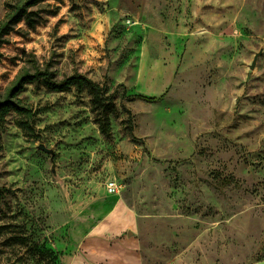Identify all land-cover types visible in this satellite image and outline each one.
<instances>
[{"label":"rangeland","instance_id":"rangeland-1","mask_svg":"<svg viewBox=\"0 0 264 264\" xmlns=\"http://www.w3.org/2000/svg\"><path fill=\"white\" fill-rule=\"evenodd\" d=\"M46 2L3 45L0 92L24 67L78 71L117 113L106 137L87 91L20 92L43 111L37 138L7 117L0 264H47L35 245L58 264H264V0Z\"/></svg>","mask_w":264,"mask_h":264},{"label":"trees","instance_id":"trees-1","mask_svg":"<svg viewBox=\"0 0 264 264\" xmlns=\"http://www.w3.org/2000/svg\"><path fill=\"white\" fill-rule=\"evenodd\" d=\"M6 12L0 18V60L4 53L2 47L10 42L9 36L12 32L20 29L19 25L24 22L29 29H34L44 19L47 11L53 6L46 0H6ZM53 11V10H51ZM40 83L54 91H67L75 88L78 94L87 91L91 96L92 110L95 113V120L99 129L106 137L112 136L111 115L117 113V105L112 94H109V88L106 84H101L91 78L87 73L74 72L63 78L58 77V73L51 67L40 68L35 66L34 70L24 67L20 70L15 80L8 86L4 92H0V159L4 153L3 134L6 131L7 117L11 113L17 114L16 125L22 129L24 135L28 138H37L40 130L37 128V118L43 111L42 108H35L32 104L25 102L20 97L28 83ZM123 99L134 100L142 99L147 102H156L162 100L166 94L159 97L146 96L143 94H134L127 96L125 93ZM129 113L130 111L127 110ZM127 125L133 135V122L129 118ZM2 190L0 189V195ZM1 201V200H0ZM14 241H20L26 245L27 238L21 234L11 237ZM36 255L37 259L47 264H58V256L54 250L35 245L30 250Z\"/></svg>","mask_w":264,"mask_h":264},{"label":"crops","instance_id":"crops-1","mask_svg":"<svg viewBox=\"0 0 264 264\" xmlns=\"http://www.w3.org/2000/svg\"><path fill=\"white\" fill-rule=\"evenodd\" d=\"M118 209H122V210L124 211L125 208H124V206H122V204L119 203V205H118L117 207H115V208L110 212V214H109L108 216H110L112 212H115V211L118 210ZM101 226H102V224H100V225L97 227V228H98V232H99V234L101 233V230H100ZM126 226H127V225L124 223V224H122L121 227H113L111 231H110L109 229H107V231H102V232H103V233H112V234L116 235V237H118L119 234L122 233L123 230L126 228ZM120 240H121V239H120Z\"/></svg>","mask_w":264,"mask_h":264},{"label":"built area","instance_id":"built-area-1","mask_svg":"<svg viewBox=\"0 0 264 264\" xmlns=\"http://www.w3.org/2000/svg\"><path fill=\"white\" fill-rule=\"evenodd\" d=\"M108 191L109 193H113V194L119 192L118 185L113 184V185L108 186Z\"/></svg>","mask_w":264,"mask_h":264},{"label":"water","instance_id":"water-1","mask_svg":"<svg viewBox=\"0 0 264 264\" xmlns=\"http://www.w3.org/2000/svg\"><path fill=\"white\" fill-rule=\"evenodd\" d=\"M260 54H257L256 57H255V60L253 62V64L251 65V68L254 69L255 68V65H256V62H257V58L259 57ZM43 150L49 152V150L44 146V145H41L40 146Z\"/></svg>","mask_w":264,"mask_h":264}]
</instances>
